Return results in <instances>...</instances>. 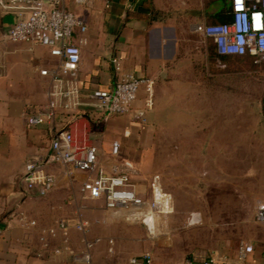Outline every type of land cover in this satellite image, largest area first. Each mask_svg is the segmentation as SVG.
<instances>
[{"label": "crops", "instance_id": "crops-1", "mask_svg": "<svg viewBox=\"0 0 264 264\" xmlns=\"http://www.w3.org/2000/svg\"><path fill=\"white\" fill-rule=\"evenodd\" d=\"M64 7L86 25V31L76 30L72 37L81 48L82 91L112 86L114 63L120 62L123 72L153 80L152 105L146 107L142 86L128 113L103 120L102 112L92 108L74 115L59 110L51 123L29 125L26 116L43 110L51 84L50 76L40 70H51L59 61L43 45L7 39L16 14L0 9V264H86L84 234L73 226L64 234L58 226L61 218L80 215L90 222L85 237L99 238L91 251L96 264H121L152 236L146 229L153 227L131 217L135 208L110 210L101 200L85 197L80 187L86 172L48 164L54 187L44 195L26 187V163L51 152L50 141L58 129H68L77 145L95 146L104 171L126 159L125 149L139 147L154 134H175L178 192L187 198L191 194L184 188L197 181L196 169L222 165L219 160L227 150L233 152V142L241 146L245 139L247 78L243 68L228 63L236 56H218L210 47L202 54L197 44L201 35L194 28L210 17L201 11V0H64ZM211 7L215 4L210 2ZM113 141L120 143L118 157L111 154ZM30 220L35 224H28ZM253 246L246 264L261 260L263 248Z\"/></svg>", "mask_w": 264, "mask_h": 264}, {"label": "built area", "instance_id": "built-area-1", "mask_svg": "<svg viewBox=\"0 0 264 264\" xmlns=\"http://www.w3.org/2000/svg\"><path fill=\"white\" fill-rule=\"evenodd\" d=\"M85 3L87 0H75ZM231 13L229 21L195 24V31L206 39H211L219 55L251 56L256 63L264 62V0H229ZM3 12L16 14L15 22L6 30V38L12 41H25L40 44L58 58V64L51 70H40L41 75L50 76L47 102L43 110L28 114L29 125L51 123L57 111L79 113L80 109L92 108L102 112V119L114 114L130 112L139 89L144 86L147 93L146 107L152 105L153 80L140 78L130 72H123L120 62L114 63L115 79L106 89H94L84 93L79 84V64L81 48L72 41L76 30L86 31V25L72 11L64 7V0H0ZM82 39L80 42H84ZM139 118L144 121L143 111ZM51 152L44 158L29 160L25 165L24 181L28 189L37 188L40 195L49 192L55 185V176L47 171L48 164H61L73 170L86 172L88 177L82 182L81 193L91 200H101L110 210L135 208L134 219H140L148 227H153L156 215L167 214L172 210L171 195L162 190L156 178L150 183L151 199L147 201L137 190L132 174L134 169L127 161L115 163L109 171L98 166L97 148L80 146L74 143L72 133L65 128L58 129L51 141ZM111 154L120 155V143L113 141ZM94 174V175H93ZM146 207L142 212L141 208ZM141 211V212H138ZM255 219L264 225V200L256 203ZM187 224L200 221L197 213L187 216ZM28 224L34 225L30 220ZM63 233L73 226L84 234L83 258L86 264H96L91 251L99 238L85 237L90 222L81 217H67L58 220ZM49 233L54 235V229ZM112 244V240H109ZM112 251V247H109ZM254 251L249 242H241L234 256L211 253L193 256L189 264H246L247 257ZM151 254L143 251L123 261L121 264H150Z\"/></svg>", "mask_w": 264, "mask_h": 264}, {"label": "rangeland", "instance_id": "rangeland-1", "mask_svg": "<svg viewBox=\"0 0 264 264\" xmlns=\"http://www.w3.org/2000/svg\"><path fill=\"white\" fill-rule=\"evenodd\" d=\"M210 2L215 8H208ZM222 2L229 4V0H201V11L205 17L215 16ZM199 39L202 54H208L211 41L203 36ZM228 63L243 68V77L247 78L249 114L247 127L242 128L245 139L241 146L233 142V152L227 150L219 160L222 165L196 169L197 181L184 188L191 198L178 192L180 152L175 134H154L139 147L123 152L134 169L132 180L147 201L154 178L172 199L171 212L159 215L151 231L146 229L152 236L135 253L150 252V264H189L199 253L234 256L241 242L263 248L259 264H264V245H258L264 242V225L254 217L257 201L264 199V62L255 65L249 57H235ZM206 177L208 181H204ZM189 211L200 213L199 223L187 224Z\"/></svg>", "mask_w": 264, "mask_h": 264}, {"label": "trees", "instance_id": "trees-1", "mask_svg": "<svg viewBox=\"0 0 264 264\" xmlns=\"http://www.w3.org/2000/svg\"><path fill=\"white\" fill-rule=\"evenodd\" d=\"M230 13H231V6H230V3L229 4H226L225 2H222L219 9H218V12L215 14V16H212L208 19V22H206L207 24H213V23H222V22H227L229 21V18H230ZM211 49L215 50V53L218 55V56H228V55H219L216 51V48H215V45L214 43L211 41V44L209 46ZM235 56V55H234ZM236 57H249L251 58V61L255 64V65H258L260 63H256L254 61V59L249 56V55H243V56H236Z\"/></svg>", "mask_w": 264, "mask_h": 264}]
</instances>
